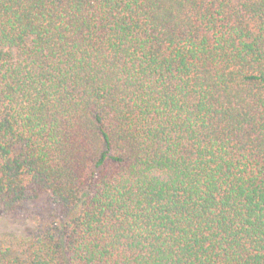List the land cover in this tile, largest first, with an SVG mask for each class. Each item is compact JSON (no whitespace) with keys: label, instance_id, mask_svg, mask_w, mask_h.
<instances>
[{"label":"trees","instance_id":"obj_1","mask_svg":"<svg viewBox=\"0 0 264 264\" xmlns=\"http://www.w3.org/2000/svg\"><path fill=\"white\" fill-rule=\"evenodd\" d=\"M0 264H264V0H0Z\"/></svg>","mask_w":264,"mask_h":264},{"label":"rangeland","instance_id":"obj_2","mask_svg":"<svg viewBox=\"0 0 264 264\" xmlns=\"http://www.w3.org/2000/svg\"><path fill=\"white\" fill-rule=\"evenodd\" d=\"M49 211L47 197H42L37 203L29 206L25 212L12 218H0V237L15 242L18 237L26 235L33 222L29 219L35 213H46Z\"/></svg>","mask_w":264,"mask_h":264}]
</instances>
